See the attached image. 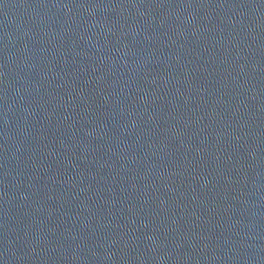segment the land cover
I'll list each match as a JSON object with an SVG mask.
<instances>
[{"label":"water","instance_id":"water-1","mask_svg":"<svg viewBox=\"0 0 264 264\" xmlns=\"http://www.w3.org/2000/svg\"><path fill=\"white\" fill-rule=\"evenodd\" d=\"M0 264H264V0H0Z\"/></svg>","mask_w":264,"mask_h":264}]
</instances>
